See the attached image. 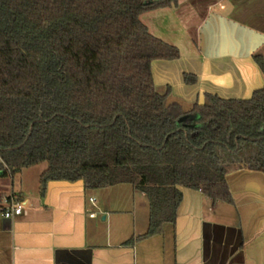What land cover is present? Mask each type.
I'll list each match as a JSON object with an SVG mask.
<instances>
[{
  "label": "trees",
  "instance_id": "16d2710c",
  "mask_svg": "<svg viewBox=\"0 0 264 264\" xmlns=\"http://www.w3.org/2000/svg\"><path fill=\"white\" fill-rule=\"evenodd\" d=\"M147 1L0 0V177L45 162L40 195L51 180L130 184L149 221L128 242L174 224L181 187L232 203L225 175L239 156L264 173V87L243 99L206 92L188 111L170 101L151 66L179 50L139 15L178 0Z\"/></svg>",
  "mask_w": 264,
  "mask_h": 264
},
{
  "label": "crops",
  "instance_id": "0c3cea01",
  "mask_svg": "<svg viewBox=\"0 0 264 264\" xmlns=\"http://www.w3.org/2000/svg\"><path fill=\"white\" fill-rule=\"evenodd\" d=\"M139 19L150 34L178 48L179 58L154 60L151 68L156 89L169 88V100L185 111L206 92L243 99L264 87L254 58L264 61V0H178L144 11ZM185 74L194 80L186 82ZM46 167L33 171L32 189L24 180L15 188L14 176L0 177V203L13 197L25 205L24 214L0 215V264H264V173L259 170L242 163L228 169L230 208L181 187L174 224L128 242L148 227L143 193L130 184L120 195L108 190L119 184L86 189L82 180H51L40 195Z\"/></svg>",
  "mask_w": 264,
  "mask_h": 264
},
{
  "label": "rangeland",
  "instance_id": "374dc122",
  "mask_svg": "<svg viewBox=\"0 0 264 264\" xmlns=\"http://www.w3.org/2000/svg\"><path fill=\"white\" fill-rule=\"evenodd\" d=\"M244 155H242V157H238L241 158L240 160L242 161L241 163L245 165L244 161L242 160ZM244 159V158H243ZM42 165H46L45 162L39 163L37 165H35V167L32 168H24L22 169V171L16 172L14 173V187L18 188L20 187V180H24V185L27 186V189H32L33 188V178H34V174L33 171L38 170L39 168H41ZM239 165V163H235L234 166ZM31 172V173H29ZM25 174V175H24ZM25 176V178H24ZM21 178V179H20ZM36 179V176H35ZM30 182V183H29ZM125 186V187H123ZM130 185L129 184H119L118 186H114L108 190H111V192H114L115 194H120L121 193H125L127 190H129ZM98 196V195H97ZM99 198V196H98ZM220 208H230V206L227 203H220Z\"/></svg>",
  "mask_w": 264,
  "mask_h": 264
},
{
  "label": "built area",
  "instance_id": "2783aa9c",
  "mask_svg": "<svg viewBox=\"0 0 264 264\" xmlns=\"http://www.w3.org/2000/svg\"><path fill=\"white\" fill-rule=\"evenodd\" d=\"M90 202L94 204L95 198L90 197ZM24 204L21 200H17L13 197L3 199L0 203V215L5 218H13L20 214L25 213ZM93 216L94 213H91Z\"/></svg>",
  "mask_w": 264,
  "mask_h": 264
},
{
  "label": "water",
  "instance_id": "95a60500",
  "mask_svg": "<svg viewBox=\"0 0 264 264\" xmlns=\"http://www.w3.org/2000/svg\"><path fill=\"white\" fill-rule=\"evenodd\" d=\"M153 1H156V0H149V1H147L146 3H151V2H153ZM190 117H192V116H194V115H189ZM0 174H1V171H0Z\"/></svg>",
  "mask_w": 264,
  "mask_h": 264
}]
</instances>
